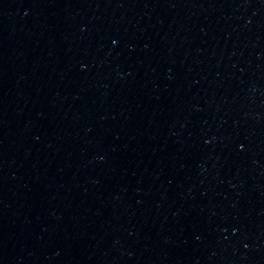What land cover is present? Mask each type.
Segmentation results:
<instances>
[{"label": "water", "instance_id": "obj_1", "mask_svg": "<svg viewBox=\"0 0 264 264\" xmlns=\"http://www.w3.org/2000/svg\"><path fill=\"white\" fill-rule=\"evenodd\" d=\"M0 264H264V202L0 161Z\"/></svg>", "mask_w": 264, "mask_h": 264}]
</instances>
